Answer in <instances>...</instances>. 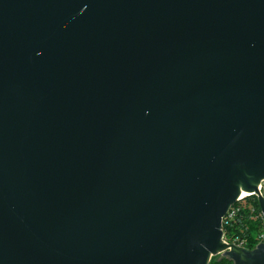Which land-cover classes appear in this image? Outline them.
Returning a JSON list of instances; mask_svg holds the SVG:
<instances>
[{
    "label": "water",
    "instance_id": "1",
    "mask_svg": "<svg viewBox=\"0 0 264 264\" xmlns=\"http://www.w3.org/2000/svg\"><path fill=\"white\" fill-rule=\"evenodd\" d=\"M263 177L264 0H0V264H264Z\"/></svg>",
    "mask_w": 264,
    "mask_h": 264
},
{
    "label": "trees",
    "instance_id": "2",
    "mask_svg": "<svg viewBox=\"0 0 264 264\" xmlns=\"http://www.w3.org/2000/svg\"><path fill=\"white\" fill-rule=\"evenodd\" d=\"M234 207L238 208L233 218L226 216L223 220L225 237L230 242H243L245 248L253 249L263 241L264 218L258 198L255 195L245 196L237 201ZM209 264H234L233 260L223 254L215 255Z\"/></svg>",
    "mask_w": 264,
    "mask_h": 264
},
{
    "label": "built area",
    "instance_id": "3",
    "mask_svg": "<svg viewBox=\"0 0 264 264\" xmlns=\"http://www.w3.org/2000/svg\"><path fill=\"white\" fill-rule=\"evenodd\" d=\"M248 195H255L257 198L258 196H261L263 199H264V177L261 179L259 185H258V193L256 192H253V193H246L245 195H242L240 196V198L238 199V201L242 200L245 196H248ZM235 204V203H234ZM234 204L232 205V207L230 208V210L228 211V213L226 214V216H228L229 218H233V216L236 214L237 212V209L236 207H234ZM261 214L264 218V212L261 211ZM225 216V217H226ZM224 217V218H225ZM224 220V219H223ZM224 240L226 243L228 244H234V245H237V246H240V247H244L243 245V242H240V243H237V241L235 242H230L229 240H227V238L225 237V234H224ZM263 240H264V235H263Z\"/></svg>",
    "mask_w": 264,
    "mask_h": 264
},
{
    "label": "bare ground",
    "instance_id": "4",
    "mask_svg": "<svg viewBox=\"0 0 264 264\" xmlns=\"http://www.w3.org/2000/svg\"><path fill=\"white\" fill-rule=\"evenodd\" d=\"M246 193H243V195H245Z\"/></svg>",
    "mask_w": 264,
    "mask_h": 264
}]
</instances>
